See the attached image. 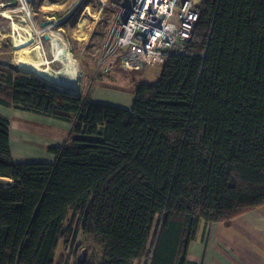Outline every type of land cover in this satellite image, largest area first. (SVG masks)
<instances>
[{
	"label": "trees",
	"instance_id": "obj_1",
	"mask_svg": "<svg viewBox=\"0 0 264 264\" xmlns=\"http://www.w3.org/2000/svg\"><path fill=\"white\" fill-rule=\"evenodd\" d=\"M199 8L186 51L137 85L131 109L0 64L1 105L71 124L62 145L47 147L53 162L22 163L0 113V264H54L61 241L75 264H191L200 221L230 224L264 205V0ZM109 28L97 23L91 61Z\"/></svg>",
	"mask_w": 264,
	"mask_h": 264
},
{
	"label": "built area",
	"instance_id": "obj_2",
	"mask_svg": "<svg viewBox=\"0 0 264 264\" xmlns=\"http://www.w3.org/2000/svg\"><path fill=\"white\" fill-rule=\"evenodd\" d=\"M200 3L201 0H97V15L82 22L84 36H77L76 29L74 36L87 40L96 24L104 21L110 29L97 62L105 74L114 69H156L170 55L186 51L199 21ZM87 6L90 10V3ZM106 11L112 16L105 15ZM84 15L85 12L81 19ZM82 235L79 231L77 240H82ZM69 250L64 264H75V250L72 254Z\"/></svg>",
	"mask_w": 264,
	"mask_h": 264
},
{
	"label": "crops",
	"instance_id": "obj_3",
	"mask_svg": "<svg viewBox=\"0 0 264 264\" xmlns=\"http://www.w3.org/2000/svg\"><path fill=\"white\" fill-rule=\"evenodd\" d=\"M113 77V76H112ZM122 89L120 90V92ZM124 93H128L123 91ZM125 95V94H124ZM98 101L100 100L97 98ZM92 101H97L91 96ZM134 93L122 96L119 101H102L131 109ZM10 109L0 104V113L10 121L12 154L22 142L27 157L16 162H53L55 156L47 151L49 146H60L67 139L71 124L65 121ZM25 117V118H24ZM14 156V155H13ZM14 158V157H13ZM61 241L54 264H64L68 253ZM81 253V250L78 252ZM64 257L61 262V258ZM187 261L191 264H264V205L236 217L230 224L200 221L194 239L189 245ZM134 264H145L143 260Z\"/></svg>",
	"mask_w": 264,
	"mask_h": 264
},
{
	"label": "rangeland",
	"instance_id": "obj_4",
	"mask_svg": "<svg viewBox=\"0 0 264 264\" xmlns=\"http://www.w3.org/2000/svg\"><path fill=\"white\" fill-rule=\"evenodd\" d=\"M4 1L6 0H0V12L9 11V10H3V8L1 7V4ZM21 1L23 0H16V2H18L19 4V7L21 6L20 4ZM25 2L28 3L30 7V11H31L30 19H28L23 12L22 13L9 12L10 16H5L0 14V64L7 67H11L16 72L21 73L23 75H27V74L22 73L18 69V66L12 64L14 59L17 58V54H16V50L14 49L13 39L9 35L12 33L18 34L16 30L13 29L12 24L16 22L18 24L21 23L29 26L35 25L38 29L41 30V27L37 26V24L34 21L33 4L35 0H25ZM79 2L80 0H77L75 2H71V0H42L40 4L43 14L49 20H51L52 25L58 24L53 29L59 31L62 34V36L69 42L72 53L74 54L75 58L78 60L80 64L82 71L81 90L79 94L76 96H79L82 93L85 94L89 89H91L92 91L91 96L97 100L94 102L105 103V102H101L100 100L119 101L122 100V96H125L130 92L134 93L138 84L145 82L153 83L159 79L161 67H158L156 69H146L143 72L141 71L131 72V71H122V70L114 69L110 74L107 75L104 73L103 68H100L98 66V62L91 61L90 58H88V56L85 54L86 46L92 43L90 39L91 37L89 36L87 40H80L73 36V32L76 29L77 21L81 20V22H83L84 19L88 20L90 16L97 15L95 14L98 11L97 0H87V3L88 2L90 3V7H91L90 10L86 9L89 6H87L85 2H81L79 5H77ZM75 5H77V7ZM83 12H85V15L81 19V14ZM105 15H107L108 17L112 16V14L109 13L108 11L105 12ZM65 20L66 23H64ZM61 22H63V24H61ZM22 27L23 26H21V28ZM46 27L48 28L49 26ZM21 31L23 32L24 35H26L27 32H25L24 30ZM44 34L45 33H43L39 39L40 41H42L44 47L46 48L48 42L47 40L44 39L43 37ZM106 37L104 39V43ZM32 53L33 54L36 53L34 48H32ZM102 72L104 74V77L99 76ZM121 89L122 91L120 92ZM123 91L125 92L130 91V92L124 93ZM87 94L90 95V90L87 92ZM97 98H102V99L98 101ZM19 112H25V111H19ZM27 113L28 112L24 113L25 115H21V113H15L14 116L18 115L20 117L21 116L26 117ZM18 143L22 153H25L26 150L22 149L25 148L24 144L22 142H18ZM2 180L4 184H7L8 181L5 178H3ZM90 246L91 245L88 243L85 244L86 248ZM69 252L72 253L73 249L69 250Z\"/></svg>",
	"mask_w": 264,
	"mask_h": 264
},
{
	"label": "bare ground",
	"instance_id": "obj_5",
	"mask_svg": "<svg viewBox=\"0 0 264 264\" xmlns=\"http://www.w3.org/2000/svg\"><path fill=\"white\" fill-rule=\"evenodd\" d=\"M14 11L15 13L23 12L30 19V7L25 0L21 1V6ZM9 12L11 11H2L0 14L10 16ZM12 26L18 33L9 35L13 39L17 54V58L14 59L12 64L18 66L22 73L47 82L56 90L63 91L71 96L78 95L82 81L81 67L72 53L69 42L62 34L53 28H47L50 38L47 40L48 43L45 48L39 39L43 31L35 25L29 26L14 22ZM21 26L23 27L21 28ZM21 30L27 32L26 35ZM76 30L77 36H83L84 24L81 20L77 21ZM32 48L36 51L35 54L32 53ZM60 72H64V75H61ZM13 155L16 161L28 159L20 152L19 148H14Z\"/></svg>",
	"mask_w": 264,
	"mask_h": 264
},
{
	"label": "water",
	"instance_id": "obj_6",
	"mask_svg": "<svg viewBox=\"0 0 264 264\" xmlns=\"http://www.w3.org/2000/svg\"><path fill=\"white\" fill-rule=\"evenodd\" d=\"M12 2V3H11ZM1 7L3 8V10H9V11H11L12 13H15V9H17V8H19V5H18V2H16V0L13 2L12 0H6V1H4L2 4H1ZM61 24H63V22H61ZM58 24H55V25H52V22H51V20H49L48 19V21L47 22H44V23H42V26H41V30L43 31L42 33H45L44 34V39L45 40H48L49 38H50V35H49V33H48V31H47V27L46 26H49L48 28H54L55 26H57ZM47 31V32H46ZM60 74L61 75H64V72H60ZM37 79V78H36ZM38 80H40V79H38ZM45 86H47V87H49V88H51V89H54V90H56L55 89V87H53V86H51L50 84H48L47 82H44V81H42V80H40ZM56 91H58V92H60V93H64V94H67V93H65V92H63V91H60V90H56ZM67 95H70V94H67ZM71 96V95H70Z\"/></svg>",
	"mask_w": 264,
	"mask_h": 264
},
{
	"label": "flooded vegetation",
	"instance_id": "obj_7",
	"mask_svg": "<svg viewBox=\"0 0 264 264\" xmlns=\"http://www.w3.org/2000/svg\"><path fill=\"white\" fill-rule=\"evenodd\" d=\"M97 25V24H96ZM92 33H93V31H92ZM92 33L90 34V36L92 35ZM73 36H74V32H73ZM75 37V36H74Z\"/></svg>",
	"mask_w": 264,
	"mask_h": 264
},
{
	"label": "clouds",
	"instance_id": "obj_8",
	"mask_svg": "<svg viewBox=\"0 0 264 264\" xmlns=\"http://www.w3.org/2000/svg\"><path fill=\"white\" fill-rule=\"evenodd\" d=\"M20 4H21V2H20ZM19 5V4H18ZM79 5V4H78ZM77 7V6H76ZM80 231H82V230H80ZM83 234V233H82Z\"/></svg>",
	"mask_w": 264,
	"mask_h": 264
}]
</instances>
